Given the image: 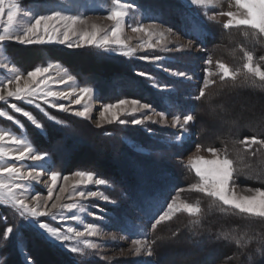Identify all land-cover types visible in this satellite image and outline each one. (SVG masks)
<instances>
[{"label": "trees", "instance_id": "16d2710c", "mask_svg": "<svg viewBox=\"0 0 264 264\" xmlns=\"http://www.w3.org/2000/svg\"><path fill=\"white\" fill-rule=\"evenodd\" d=\"M130 2L139 5V10L135 13L139 22L159 18L203 48L206 57H211L213 61L210 66L212 69L217 61L232 69L242 68L245 51L253 55L255 65L264 69V36H253L255 30L209 27L189 13V9L178 0ZM193 26L199 28L195 33ZM245 32H248L247 36ZM4 49L11 64L25 73L36 66H47L49 63L61 65L76 77L80 87H92L102 104L115 103L122 98H134L171 116L191 113L196 118L193 125L196 144L221 149L227 147L234 160L236 150L243 146L233 144V141L253 136L264 138V87L242 83L243 77H239L234 83L230 79L222 81L218 75L213 76L211 79L216 83L205 89V97L197 101L193 97L199 94L203 86V77L200 75L196 76L198 85L192 90L188 83L164 76L153 63L105 54L93 47L69 48L56 44L24 46L6 42ZM198 60L199 57L195 54L180 53L172 62L185 67L189 63L197 64L200 62ZM178 68L180 67L175 66L173 69ZM137 71L147 73L148 76L136 75ZM259 83L257 81V85ZM158 86L169 88V91L159 89ZM19 105L32 112L43 123L44 129L39 131L27 119L16 115L27 139L38 151L50 154L51 160L55 162L53 170L67 174L77 168H86L112 182L110 187L104 189L115 201L110 208L113 214L125 216L143 211L153 219L154 211L146 204L145 197L155 196L159 206L166 202L165 197L174 194L175 188L185 189L179 194L187 202L199 203L202 209L200 224L192 223L196 217L181 212L155 230L151 238H161L157 240L155 247L159 256L164 257V253L159 251L167 243L175 242L178 245L196 247V258L191 260L196 264H264V221L247 217L232 209L222 212L211 198L189 190L187 186L198 178L180 159L184 157L188 146L164 143L165 140H174V132L162 130L153 134V129L152 133L145 131V127L151 129V125L133 126L119 122L96 127L87 119L48 109L51 115L63 122L57 125L34 108ZM3 109H6V105L0 103V110ZM213 114L217 120V127L213 129L218 134L216 136L209 135L208 131H212V128L205 122ZM220 122L226 125L220 128L222 131L219 129ZM0 127L23 134L19 126L2 117ZM242 154L244 159L242 162L237 161V167L247 165L264 174V149L256 156ZM245 171L249 169L245 168ZM237 184L264 188V179L240 175ZM22 223L14 209L0 206V237H4L8 226ZM9 235L10 238L0 239V264H25V258L29 256L34 264H79L81 259L77 256L73 262L71 258L76 254L50 248L28 229L20 228ZM226 236L229 238L225 239ZM231 237L240 238V244ZM199 252L206 253L208 260L202 261L203 254L199 255ZM92 264L131 263H110L93 258Z\"/></svg>", "mask_w": 264, "mask_h": 264}, {"label": "snow or ice", "instance_id": "6c2138e0", "mask_svg": "<svg viewBox=\"0 0 264 264\" xmlns=\"http://www.w3.org/2000/svg\"><path fill=\"white\" fill-rule=\"evenodd\" d=\"M216 0H188L191 5H202L205 8L214 6ZM237 9H242V13L232 11H221L219 13H207L208 20H213L216 14L227 17L223 24L224 29L247 28L255 30L253 36H264V0H234ZM7 9V11H6ZM139 10V5L130 2V0H117V7L113 8L104 17L112 21L111 30H107L96 24L91 25V29L80 28L79 25H86L87 21L83 14H70L64 10L50 11L46 14H38L35 11L25 10L16 0H0V52L4 50L5 42L13 41L20 45L28 46L34 44H65L67 47L81 48L93 47L99 52L105 54H114L126 58H133L136 48L129 47L127 42L122 38L125 27H129L132 32L144 33L152 37L158 35L159 39L156 44H161L165 39V32L173 31L171 28H165L164 31H157L159 21L153 20L147 26L143 23H132V18ZM6 14V21L4 17ZM193 32L199 30L198 26H193ZM248 35V32H245ZM72 37L77 39L72 42ZM140 48L145 44L141 43ZM146 47L154 48L155 44L149 42ZM164 51H180L181 49H169L166 46ZM146 61H158L162 59L159 56L136 57ZM245 63L242 68L232 69L227 64L217 61L215 63L216 71L210 67L213 64L211 57L205 60L209 65L204 69L203 86L199 94L193 99L199 101L205 97V89L216 81L211 79L213 76H219L220 80L230 79L234 83L239 77H243L242 83H248L254 87H264V69L253 63V55L250 52H244ZM53 64L47 66H36L33 70L26 73L13 67L12 75L4 80H0V101L10 107L14 112L26 117L36 129L43 131L44 125L32 112L25 110L11 100L21 101L24 104L33 105L48 120L60 125L63 122L54 115H51L44 105L50 109H58L61 112H71L77 117L88 119L90 109L82 106L80 110H74L69 105H81L85 97L91 98L93 88L89 86L76 87L74 82L76 77L68 72L67 69L61 68L59 64L55 67L64 72V76L59 80H52L50 70ZM178 76H185V73H174ZM139 76H148L144 72H136ZM191 79V77H189ZM23 81V85L21 84ZM51 81V83H50ZM259 81V85H257ZM68 82H73L69 84ZM53 84H67L68 87L56 89ZM74 98V99H73ZM57 100H66L69 104L57 103ZM128 106H131L130 108ZM152 105L142 103L134 98H122L115 103L103 105L99 113L100 119L105 120L108 124L119 122L120 124H131L133 126H145L146 121L152 120L151 115L145 113L141 117H135V113L145 109H151ZM215 111V109H213ZM106 114H111L106 115ZM133 115V119H121V116ZM162 120H166L164 112H158ZM0 117L20 125L21 122L14 116L10 115L7 110H0ZM173 127L179 126V132L174 140H165L164 143H175L183 147L191 140V129L189 125L195 124V116L191 113L181 117L174 115L172 117ZM22 126V125H21ZM99 126V125H98ZM145 131L152 133V129L145 127ZM233 144H240L242 149L236 150V160L231 158L227 147L217 148L211 145L196 144L195 151L201 150L208 152L211 159H205L202 156L190 157L187 168L194 172L198 178L196 182L189 184V190L202 193L205 197L211 198L217 203L219 210L224 212L227 209L235 210L250 218H258L264 221V188H252L237 184L240 175L253 176L255 179H264V174L251 169L250 166L237 167V161H243L244 155L256 156L257 153L264 149V138L258 136L245 137L233 141ZM5 145L15 146L12 149L5 148ZM253 146H258L254 148ZM182 160V157L180 158ZM14 161V163H7ZM35 161L37 163L24 166L22 162ZM54 161L51 160L50 154L46 151H38L33 143L22 136H18L11 131L0 129V206H8L14 209L22 219L23 223L18 226H8L4 237L10 238L9 234L17 232L20 228L28 229L35 234L37 238L46 243L54 250H60L66 253L76 254L71 259L76 261L77 256L81 259L79 264H92L95 251L102 245H98L91 239L102 234L99 230L100 225L81 222L80 226H74L72 222L81 221V217L74 210L85 211L83 204L62 203L65 198L63 194L67 193V199L74 198L87 199L89 197L99 198L109 203H115L112 198L106 194L103 187H110L112 182L95 171L86 168H77L72 172L63 174L60 171L53 170ZM248 168L249 171H245ZM47 175L48 180L43 181L47 184L46 196L44 193L33 190V184L41 183V177ZM78 178L77 183L71 185V190L67 182L71 177ZM58 182L60 186L58 188ZM91 186V187H89ZM236 187H244L245 191L252 195H238ZM184 188L173 189L172 195L165 197L163 204L155 199V196L145 197L146 204L154 211V220L151 223V229L156 230L158 225L163 222L171 221L177 213H186L190 217H196L193 224H200L202 209L199 203H189L182 200L179 196ZM55 193V195H54ZM158 195V194H157ZM34 201L35 203H30ZM43 201V203H41ZM49 202H51L49 204ZM161 208L163 210H161ZM66 213H72L68 215ZM95 215L94 213L92 214ZM49 217L55 221L57 226H52L49 222L41 219ZM104 220L105 217H99ZM174 235H176L174 233ZM229 237H225L228 239ZM240 244V238L231 237ZM157 237L151 241L147 236L138 237L132 240L136 246L135 255L140 256L146 252L152 256V245L156 244ZM93 250V251H89ZM100 259H106L101 256ZM25 264H34L31 257L25 258ZM136 264H144L143 261H137Z\"/></svg>", "mask_w": 264, "mask_h": 264}, {"label": "rangeland", "instance_id": "374dc122", "mask_svg": "<svg viewBox=\"0 0 264 264\" xmlns=\"http://www.w3.org/2000/svg\"><path fill=\"white\" fill-rule=\"evenodd\" d=\"M178 1L184 4V6L187 9H189V13H192L193 15H195V17H197L200 21H202L205 25L209 27L218 26V27L223 28V24L227 21V17L216 14L213 20H208L207 16L204 14L205 12L209 14L219 13L221 11H232V12H237L238 14L243 12L242 9L236 8L234 0H216L214 6H209L207 8H205L202 5H191L190 3H188V0H178ZM16 2L19 5H21L23 9L35 11L38 14H46L50 11H55V10H64L70 14H83V16L85 17L87 21V24L79 25L78 27L88 28L90 30L91 25L96 24L109 31L111 30L113 22L105 19L104 17L108 14L109 11L117 7V0H114V1L112 0H16ZM153 20L160 22L158 25L157 31H164L165 28H171L167 26L166 24H164L159 18H156V19L148 18V20H143L139 22L137 14H135L134 17L132 18V23L133 24L143 23L145 26H147ZM4 21H6V14L4 17ZM171 29L173 31L165 32L166 39L161 44H156V40L159 39L158 35H153L152 37H149L145 35L144 33L132 32L129 27L124 28V31L122 33V38L127 42V45L129 47L136 48V53L133 58L144 57V56L161 57L162 59L158 61H154V60L146 61V60L138 59V58L136 59L144 61V62H148V63H153L154 65H156L155 66L156 69H158V71H161V73H163L164 76H167L168 78H171L174 80L175 79L180 80L181 82H184V83H188V86H190V88L193 90L195 85H198V80L196 76L200 75L204 77V69L206 67H209V65H207L204 61V59L207 58L206 52L205 50H203V48L199 47L198 44L188 39L186 36L175 31L173 28ZM76 39L77 37H72V42H74ZM8 42H13V41H8ZM149 42L155 44V47L154 48L146 47V45ZM141 43L145 44V47L143 49L139 47ZM51 44L55 45L56 43H51ZM38 45H42V44H38ZM56 45L67 46L65 44H56ZM165 46L169 49L179 48L181 50L180 51H176V50L164 51L163 48ZM72 48H76V47H72ZM180 53L195 54L197 57H199L198 61L200 62H198L197 64L189 63L185 65V67L177 66V64L172 61H174L176 58V55ZM52 64L54 65L53 68L50 70V75L52 77V80L53 81L59 80L61 77L64 76V72L59 71L55 67L57 63H52ZM175 66L180 67V68H178L177 70H174L173 68ZM13 67L15 66L12 65L11 62L9 61L6 51L4 49L2 52H0V80H4L8 78L9 76H11ZM15 68L19 70L17 67ZM61 68L63 67L61 66ZM212 70L216 71L214 67ZM174 73H185L186 75L178 76V75H175ZM189 77H191V79H189ZM68 83L73 84V82H68ZM21 84L23 85V81H21ZM74 86L80 87L76 80L74 82ZM53 87L56 89H62V88L68 87V85L67 84H53ZM158 88L169 91V88H165L161 86H158ZM9 99L11 103H16L18 106H20L19 104H22V105L30 106L34 108L36 111H39L33 105L24 104L21 101L11 100V98ZM56 102L58 104L59 103L69 104V102L66 100H57ZM0 103L4 104V102L2 101H0ZM103 105L104 104L98 101L97 94L94 91L91 98L85 97L82 100L81 105H75L73 103V104H70L69 106L74 110H80L82 106H87L90 109L89 118L87 120H89L94 126L101 127L104 125H108V123L105 120H101L99 116V113L103 108ZM44 107L47 110L48 109L50 110V108H47L46 105H44ZM128 107L130 108L131 106H128ZM6 109L10 115L14 116L17 120L20 121V119L16 116V115H20L19 113L14 112L7 105H6ZM6 109H3V110H6ZM53 110L59 111L58 109H53ZM158 112L160 111L154 108H151V109H145V110L138 111L134 115L135 117H141L145 115V113L151 115L152 120L156 121V123H152L151 121H146L145 126L150 127L151 125L152 127L151 129H153L154 131L153 134L155 132H160L162 130L172 131L175 134H178L180 129L178 125L176 127H173V120H172L173 116L164 112L166 114V120H162V118L159 115H157ZM61 113H65V112H61ZM65 114L74 115L71 112H68ZM106 115L110 116L111 114H106ZM180 116L183 117L182 115ZM23 118L27 119L26 117H23ZM120 118L125 119V120H131L134 117L133 115H125V116H121ZM205 122H208V124L210 125V129L212 128V131H208L209 135L210 136L218 135L217 133L213 131V129L217 127V123H216L217 120L215 119V115L213 114L211 117H208V119H205ZM222 125L223 123H221V125L219 126V129L224 128L226 126V125H223V126ZM17 126H19V128L22 129L23 134L16 133L15 131L5 129L3 127H0V129L11 131L16 135L22 136L23 138L27 139V137L24 134L25 132L21 124ZM189 128L191 129V140L186 144L188 146V149L185 151L186 153L184 157H182V161L188 164L189 158L190 157L194 158L196 156H202L205 159H211L212 157L208 152L203 151V150H201L200 152L195 151L196 141L194 139L193 125L190 124ZM38 130L42 131L40 129ZM220 130L222 131V129ZM14 147L15 146H12V145H5V148L7 149H12ZM7 163H14V161H7ZM22 163L24 164L25 167H27L37 162L25 161ZM40 179L42 182L39 184L34 183L33 190L42 192L46 196L47 184L44 183L43 181H47L48 177L47 175H45V176H42ZM77 181H78V178L74 176L69 179V181L67 182L69 191L71 190V185L74 183H77ZM60 183L62 182H58L57 192H58ZM102 187H103V190L105 191L104 189L105 187L104 186ZM235 191L238 195H252V193L245 191L244 187H236ZM63 195L65 198L61 201L62 203L76 202L78 204H83L85 207L84 212H80L79 209L74 210L75 213L81 217V221L72 222L74 226H80L81 222L93 223V224H97L101 226L99 230L102 232V234L100 236L88 238L96 242L98 245H102V247H99L98 249L94 250L95 251L94 258L100 259V257L103 256V257H106V259H101V260L107 261L110 263L124 261V262H130L131 264H136L137 261H143L144 264H196V263L191 262V260H195L196 258V255H197L195 253L196 247L192 245L191 247H188V245H178V244H175V242L167 243L166 246L162 248V250L159 251L162 254L164 253V257L159 256L155 248L156 244L152 245V252H153L152 256H148L146 252H142L139 257L135 255L136 246L132 243V240L138 237H142L144 235L147 236L149 241L152 240L151 237L155 231L151 229V223L153 222L155 216L153 217V219H150L149 214L144 213L143 211L134 212L132 215L117 216L113 214L110 210V208L114 205V203H109L102 199L92 198V197H89L87 199L74 198L73 200H69L67 199V193ZM179 196L182 200L187 202L183 198L182 194H179ZM29 202L35 203L34 201H29ZM41 203H43V201H41ZM50 203L51 202H49V204ZM161 210L163 209L161 208ZM93 213L95 214L94 216L92 215ZM66 214L71 215L72 213H66ZM178 214L179 213H177L173 217V219ZM99 217H105V219L100 220ZM41 219L49 222L52 226H57V223L55 221H51L49 217H43ZM168 222L169 221L163 222L161 225H158L156 229H159V227L163 226L165 223H168ZM89 251H93V250H89ZM200 254H203L201 256L202 261L208 260V256L206 255V253L204 254V253L199 252V255Z\"/></svg>", "mask_w": 264, "mask_h": 264}]
</instances>
